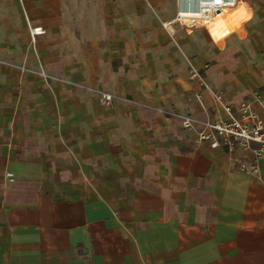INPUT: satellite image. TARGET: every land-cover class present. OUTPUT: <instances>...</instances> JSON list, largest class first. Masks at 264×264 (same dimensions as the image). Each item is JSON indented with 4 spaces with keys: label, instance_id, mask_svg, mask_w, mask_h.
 <instances>
[{
    "label": "crops",
    "instance_id": "obj_1",
    "mask_svg": "<svg viewBox=\"0 0 264 264\" xmlns=\"http://www.w3.org/2000/svg\"><path fill=\"white\" fill-rule=\"evenodd\" d=\"M158 3L0 0V60L200 119L222 116L177 48L194 55L191 37L212 40L201 27L161 29L181 5L165 16ZM226 11V23L207 24L215 64H192L208 65L205 80L225 103L251 100L264 120V65L229 64L222 53L233 36L264 50V0ZM219 23L223 37L213 33ZM33 28L43 32L31 39ZM194 139L153 110L102 105L0 66V264H264V154L254 161Z\"/></svg>",
    "mask_w": 264,
    "mask_h": 264
},
{
    "label": "built area",
    "instance_id": "obj_2",
    "mask_svg": "<svg viewBox=\"0 0 264 264\" xmlns=\"http://www.w3.org/2000/svg\"><path fill=\"white\" fill-rule=\"evenodd\" d=\"M233 1L179 0L180 8L176 11L174 17L170 21L162 23V26L166 28L171 24H176L184 32H190L197 27H201L214 42L207 24L214 19L226 23L228 20L226 10ZM42 32L40 28H33L29 30V35L33 39L34 36ZM233 34L239 36L237 32H231L229 36ZM207 68V64L196 67L188 62V79L210 93L213 101L219 106L222 116L200 119L190 114L174 113L173 111H164V113L175 116L182 128L193 131L195 133V143L205 142L211 148H223L228 153L235 150L248 151L251 152L253 160L256 161L264 154L263 118L253 107L251 100L242 101L237 105L225 103L221 94L212 90L207 84L204 77V71ZM40 75L44 79L55 78L44 72H41ZM97 95L98 101L102 105H109L117 97L107 91H97ZM254 96L255 99L260 98L259 94ZM194 98L201 104L202 99L199 94L195 95ZM6 176L11 179L12 174L7 173Z\"/></svg>",
    "mask_w": 264,
    "mask_h": 264
},
{
    "label": "rangeland",
    "instance_id": "obj_3",
    "mask_svg": "<svg viewBox=\"0 0 264 264\" xmlns=\"http://www.w3.org/2000/svg\"><path fill=\"white\" fill-rule=\"evenodd\" d=\"M158 1H159L158 8L160 9L161 15L168 16V15H170V14L172 15L174 13L175 0H158ZM147 6L149 7L150 11L154 15L155 14V11H154L155 6L151 7L149 4H147ZM155 16L156 15H154V17ZM155 20L157 22H159L160 19L157 17ZM159 25H160L161 29H163L165 31V28L162 26L161 22L159 23ZM222 25L223 24L219 23V27H216V26L214 27L213 33L215 35H218L221 37L226 35V33L228 31H225L224 26H222ZM203 34L205 37L202 35L201 36L196 35L194 37H191L192 39L190 40L189 44H187L189 47L197 48L198 49L197 54L186 55V53H184L182 51V49L176 45L178 50H179L178 51L179 54L182 56V58H184L185 66H188V62H190V63H192V62L193 63L208 62L210 65L215 64V60L212 58V56L210 58V55H212L213 53L217 54V53H221V52L212 44V42L208 39L207 35L204 32H203ZM175 36L176 35H172V36L169 35L170 41L173 42L174 44H176ZM216 39H218V38H216ZM232 43H235V44H232ZM229 46L230 47L228 49H226L225 51H222V53H224L226 55L224 57V59L227 62H229V64L233 63L236 66H247V65L248 66H250V65L256 66L258 64L264 65V50L259 51L260 49L257 46L253 45L252 43H247L246 38L243 40H240V39H235V37L233 36L231 38V43H229ZM144 64H145L144 62L138 63V68L142 67ZM0 66L16 69L20 73H28V74L36 75V76L40 77L47 84L62 83V84L70 85L72 87H75V88H78L81 90H85L86 92L96 96L97 100H98L97 91H104L102 89L87 86L85 84L75 82V81H71V80H67L65 78H60V77L54 76L55 78L44 79L40 75V73L41 72H44L46 74H48V73L46 71H44V69H42L39 66H36V67L35 66H28L26 63H15V62H8V61H4V60H0ZM48 75H50V74H48ZM245 77H246L245 74H241V73L234 72L233 74H231V78L232 79L236 78V81L239 84L245 83ZM113 94H115V93H113ZM115 95L117 96L116 99H114L109 105H111L113 102L128 103L130 105L137 106L138 108L153 110V111L157 112L164 119H167L169 121H176L179 123V120L175 116L167 115L164 113V111H173L174 113H178L174 110V108L171 105H162V104L161 105H153L152 103L139 101V100L134 99L132 97L121 96L118 94H115ZM179 125H180V123H179ZM182 129L184 131H187L184 128H182Z\"/></svg>",
    "mask_w": 264,
    "mask_h": 264
},
{
    "label": "bare ground",
    "instance_id": "obj_4",
    "mask_svg": "<svg viewBox=\"0 0 264 264\" xmlns=\"http://www.w3.org/2000/svg\"><path fill=\"white\" fill-rule=\"evenodd\" d=\"M236 4H237V0H234L230 5L229 7L227 8L228 9H233L234 7H236Z\"/></svg>",
    "mask_w": 264,
    "mask_h": 264
}]
</instances>
